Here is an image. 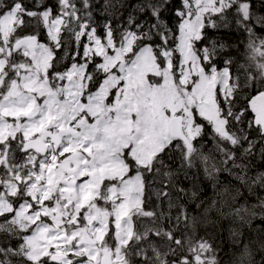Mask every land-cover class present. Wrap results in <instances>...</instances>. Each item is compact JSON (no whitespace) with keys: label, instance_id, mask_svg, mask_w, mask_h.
Segmentation results:
<instances>
[{"label":"snow or ice","instance_id":"obj_1","mask_svg":"<svg viewBox=\"0 0 264 264\" xmlns=\"http://www.w3.org/2000/svg\"><path fill=\"white\" fill-rule=\"evenodd\" d=\"M261 192L264 0H0V264H264Z\"/></svg>","mask_w":264,"mask_h":264},{"label":"trees","instance_id":"obj_2","mask_svg":"<svg viewBox=\"0 0 264 264\" xmlns=\"http://www.w3.org/2000/svg\"><path fill=\"white\" fill-rule=\"evenodd\" d=\"M225 38L231 39L233 41L236 39V37L234 35L233 36H226ZM204 187H205V191L202 195L210 197L212 195L211 187L208 186L207 184H205ZM245 195H247V194L245 193ZM261 195H264V192H261ZM247 201H248V204L256 203L255 197H247ZM239 203H241V204L244 203V198H241L239 200ZM231 226H232L231 221H229V220L221 221L220 228L223 229V231L219 232L217 235L216 242L220 244L221 249H222L219 252V256L222 259V264H226V262L229 260V258L232 256L233 253H235V255L238 257L240 254V250L242 248V244L240 246H236V245H233L231 243V240L229 239V232H228V229ZM252 228L253 229L264 228V219H260L258 217L257 219L253 220L252 221ZM243 233H244V236L242 237V240L246 239V238H252L256 235V233L250 231L247 228V226L243 229Z\"/></svg>","mask_w":264,"mask_h":264}]
</instances>
